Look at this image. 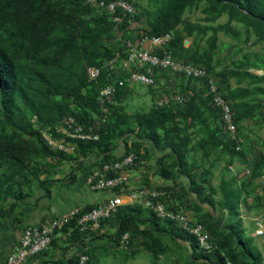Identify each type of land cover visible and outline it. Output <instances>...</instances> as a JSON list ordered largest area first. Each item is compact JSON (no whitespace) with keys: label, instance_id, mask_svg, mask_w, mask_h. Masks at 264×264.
I'll return each instance as SVG.
<instances>
[{"label":"trees","instance_id":"obj_1","mask_svg":"<svg viewBox=\"0 0 264 264\" xmlns=\"http://www.w3.org/2000/svg\"><path fill=\"white\" fill-rule=\"evenodd\" d=\"M200 3H202L200 11L203 14L201 18L203 23L185 22L183 20L185 11ZM95 8L100 7L87 4L85 0H0V219L6 217L15 207V204L11 203L5 208L9 200H21L32 193L35 180L44 190V195H49L52 180L47 177L41 178V175L49 173L51 160L55 162L73 160L74 169L82 168L81 158L90 152H96L101 156L97 166L99 167L104 162L122 158L130 153L127 152L126 143L122 140V134L127 128L119 127L115 117L103 120L98 129L93 128L98 135L96 140L77 141L71 154L50 149L40 136V130L54 128L68 116L86 127L92 125L91 111L96 109L99 112L97 95L108 82L109 72L106 68H102L100 75L91 80L86 73L87 66L102 67L103 63L116 54L124 56L125 43L136 39H126L123 35L122 41H124L118 48L103 50L100 47V40L104 33L115 27L119 31L128 32L136 19V13L130 16L118 12L121 23H117L103 8H100L109 15V19L100 22L91 15ZM223 14L226 20L222 23L217 22ZM148 15V29L144 36H158L167 32H171L173 36V33L180 31L178 25L182 23L181 29L187 36H192L194 40L204 37L205 48L198 58L211 59L217 49L219 32L230 35L238 41L253 35L257 41L264 42V0H159ZM235 24H240L242 28H237ZM173 43L174 36L168 48L172 51V55L178 58L173 54ZM193 59L195 63L187 62L196 64L198 60ZM235 66L237 68L226 75L235 76L238 82L245 80V85L231 88L226 96L219 90L231 102L236 136L239 137L237 122L251 116L255 108V105L247 102L246 98L260 95L264 99V56L244 57L238 60ZM250 69L261 70L262 74H256ZM163 73L165 71L156 77V84H159V77ZM124 90H129V87L126 85L118 87L113 99ZM208 97L210 99L209 94ZM212 109L220 119L219 111L214 107ZM189 115H193V110L186 107L181 109L166 105L153 108L148 115L135 114L137 125L135 133L150 142L158 151H164L175 158L176 166L181 168L184 143L178 139V136L169 135L164 123L174 116L186 118ZM194 118H198L199 122L197 132L199 145L213 148L222 146L230 154L244 155V148L235 150V141L224 131L221 119L218 125L211 120H201L200 115ZM156 126L162 128V135L156 131ZM119 147L120 151H118ZM231 162L232 158L229 164ZM263 164L264 158L256 162L253 167L247 164L250 174L246 178L252 180L264 173L260 171ZM172 171L175 172V169L172 168ZM181 172L187 176L191 192L198 201L211 207L214 203H218L230 215L239 214L240 197L230 186L229 180L220 179L218 186L220 199L214 200L193 181L190 173L183 168ZM255 196L261 199L260 195L255 194ZM170 198L169 194V199L166 200L168 206L172 209H181L178 204H169ZM92 206H86L85 210ZM144 208L139 203L124 204L112 217L101 221L100 227L116 217L114 221H117L118 226L114 240L120 239L121 235L127 232L129 248L131 237L128 230H132L133 225L137 226L143 222L141 215L145 209H148ZM150 211L152 215L150 222L156 229L167 232L171 228L176 238L188 239L191 241L192 250L198 249L199 253L190 264H195V260L200 261L198 264H227V262L264 264L261 251L251 243L250 238L243 236V229L237 224L229 226L232 233L227 236L223 244L213 245L210 251H203L198 248L193 236L183 231L173 221L160 219L152 210ZM157 221H161V224H157ZM74 223L75 220L59 231L66 235L70 225L73 226ZM199 223L204 226L209 238V232L220 233L213 222L202 219ZM96 231L85 232L74 228L66 237L72 240L82 239L95 234ZM140 233L144 232L141 230ZM83 253L88 257L86 264H98L97 255L92 249L84 250ZM69 264H76V258H72Z\"/></svg>","mask_w":264,"mask_h":264},{"label":"rangeland","instance_id":"obj_2","mask_svg":"<svg viewBox=\"0 0 264 264\" xmlns=\"http://www.w3.org/2000/svg\"><path fill=\"white\" fill-rule=\"evenodd\" d=\"M133 2L136 19L132 23L128 32L119 31L117 27L109 30L100 40V47L103 50H115L122 41V36L127 38H139L146 34L148 25V12L152 10L159 0H131ZM202 3L185 11L183 20L185 22H201L203 14L201 13ZM98 21L103 22L109 19V15L103 9H94L91 13ZM226 20L223 14L217 22L222 23ZM121 23V20L116 21ZM203 23V22H201ZM239 29L240 24H235ZM182 23L178 25L177 33H173L174 43L172 45L173 54L180 59L194 62L204 66L209 75L214 78L218 88L226 96L228 90L233 87L244 86L245 80L237 81L235 76L226 75L229 71L237 68L235 63L244 57L251 58L254 55L264 56V42L257 41L255 36L250 35L247 38L237 40L230 35H224L219 32L217 39V49L213 53L210 60L206 57L198 58L201 51L205 48L204 37L194 40L192 36H187L181 29ZM256 74H262L261 70L250 69ZM226 76V77H224ZM159 79V78H158ZM159 80H164L163 85L155 84L154 86H143L136 84L128 86L129 90L122 91L117 98L113 99L110 106H102L93 109L91 112L92 128L98 129L102 125L103 120L108 118H116L117 125L121 128H127L122 134V140L126 143L127 152L133 153L141 165L137 169L140 170L138 185L149 190L166 191L170 194L169 204H178L180 208L186 212L194 221L201 222L206 219L207 222H213L220 233L209 232L210 244L219 246L223 244L227 236H230L232 230L231 224H237L243 229V236L251 239V243L256 246L264 257V235H254V220L259 218L264 222V191L259 187L256 178L248 180L246 175L242 174L244 167L250 164L252 167L259 160L264 158V99L260 95L246 98L247 102L255 105L252 115L237 122L238 134L241 139L244 155L237 153L230 154L228 150L219 146L217 148L209 146H201L198 144V118L201 120H211L220 125L219 116L213 111L208 92L205 86V80H186L182 76L169 74L165 72L161 74ZM264 85V84H263ZM175 93L182 94L183 103L170 101L169 107L190 108L193 115L186 118L174 116L173 119L164 123V128L169 135L178 136V139L184 143L185 149L182 153L183 166H176L175 158L167 155L164 151L154 157L148 151V145L143 137L137 135V125L134 116L148 115L151 109L158 108L156 100L162 95L170 96ZM228 99V98H227ZM229 100V99H228ZM230 102V100H229ZM231 103V102H230ZM167 105V106H168ZM97 108V107H94ZM159 134H163L160 126L155 127ZM121 140V139H120ZM157 150V149H156ZM232 158L231 164H229ZM244 160V161H243ZM72 161L73 160H67ZM54 160L50 161V166ZM53 167V166H52ZM49 169V173L52 170ZM175 169V172L172 171ZM182 168L190 173L193 181L201 186L205 192L214 200L220 199L219 182L220 179L230 181V186L239 194V214L230 215L226 210L222 209L218 203L214 206H205L202 201H198L191 192L190 182L187 176L181 172ZM261 172H264V164L261 166ZM151 177V178H150ZM232 177L234 179H232ZM152 178L157 179L151 183ZM129 189H124L127 193ZM256 195H260L261 199H257ZM125 200V199H124ZM145 209V208H144ZM143 222L139 225H133L132 230H128L131 237L129 248H123L119 239L114 240V234L117 231L118 223L116 217L106 222L95 232V234L86 236L82 239H71L64 237L63 241L58 242L61 238L52 239L49 247L54 243L59 246L65 244L64 252H68V247L75 245V250L71 256H65V262L69 264L72 258H76L80 254H84V250L92 249L97 255L98 264H190L195 258L198 249L192 250L191 241L176 238L170 231L163 232L150 222L151 211L145 209L141 215ZM161 224V221H157ZM144 233L141 234L140 231ZM49 247L47 249H49ZM44 253V252H43ZM42 254V253H40ZM39 254V255H40ZM65 254V253H63ZM38 255V256H39ZM36 256V260L37 257ZM200 263L195 260V264Z\"/></svg>","mask_w":264,"mask_h":264},{"label":"built area","instance_id":"obj_3","mask_svg":"<svg viewBox=\"0 0 264 264\" xmlns=\"http://www.w3.org/2000/svg\"><path fill=\"white\" fill-rule=\"evenodd\" d=\"M85 2L103 8L114 21L119 20L118 12L130 16L135 14L134 5L128 0H85ZM172 38L171 32L151 37L143 35L137 41L128 40L125 43L124 56L116 54L103 63L102 67L87 66L86 73L91 80L100 75L102 68H106L109 72V80L99 90L97 101L102 108L112 103L117 88L124 85L154 86L156 77L164 71L192 80L205 79L210 104L219 111L224 131L235 141V150H240L241 139L236 136V124L229 100L220 92L216 81L204 66L192 64L172 55V51L168 48ZM163 82L164 80H160L159 84ZM170 101L183 103L184 97L178 93L170 96L162 95L156 100V104L162 107L168 105ZM40 136L50 149L65 154L73 153L77 141H92L98 138L91 126L86 127L71 116L63 118L54 128L40 130ZM141 163L142 161L133 153H128L122 158L104 162L91 170L84 181L92 191L108 192L105 200L94 204L88 210H85L84 206L70 208L40 226L26 225L21 231L18 242L6 255L3 264H37L36 256L47 250L53 237L65 225L75 220L66 235H69L74 228L85 232L96 231L100 228L101 221L112 217L120 206L137 203L152 210L160 219L173 221L179 228L193 236L200 250L210 251L213 245L209 242L204 226L190 218L183 210L170 208L166 203L169 199L166 191L147 190L139 185L129 189L127 193L123 192L126 186H129L131 171ZM242 174L248 176L250 168L244 167ZM257 180L259 187L264 191V173L259 174ZM254 235H264V222L259 218L254 220ZM119 242L123 248H128L129 234L123 233ZM87 259L86 254H80L76 264H86Z\"/></svg>","mask_w":264,"mask_h":264},{"label":"crops","instance_id":"obj_4","mask_svg":"<svg viewBox=\"0 0 264 264\" xmlns=\"http://www.w3.org/2000/svg\"><path fill=\"white\" fill-rule=\"evenodd\" d=\"M139 39H134L137 41ZM148 151L154 157H157L160 152L148 141ZM120 147L118 151H120ZM101 156L96 152H90L85 157L81 158L82 168L74 169L75 163L72 161L62 160L53 162L52 170L48 174L41 175V178H49L52 180L49 195H44V190L39 186L38 181H33L32 193L21 200H9L5 208L11 203L15 207L6 216L0 219V264H3L6 255L11 248L18 242L22 229L26 225H43L49 222L68 209L76 206H92L98 202H102L108 196L105 191H92L85 183V176L98 166ZM133 169L130 173V183L126 189L139 186L140 170ZM151 178V177H150ZM157 179L152 178L151 183ZM125 201L126 198L124 197ZM61 238L58 242H62L66 235L58 232L55 235ZM57 238V239H58ZM65 244L59 246L52 244L49 249L37 257V264H67L65 256H71L75 250V245L68 247V252H64ZM65 253V254H63Z\"/></svg>","mask_w":264,"mask_h":264}]
</instances>
